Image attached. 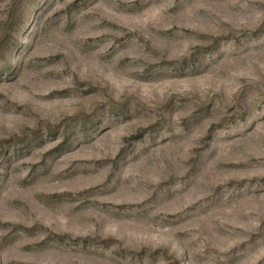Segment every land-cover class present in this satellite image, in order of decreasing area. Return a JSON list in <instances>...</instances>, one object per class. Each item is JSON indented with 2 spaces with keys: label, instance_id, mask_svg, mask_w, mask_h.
<instances>
[{
  "label": "rangeland",
  "instance_id": "374dc122",
  "mask_svg": "<svg viewBox=\"0 0 264 264\" xmlns=\"http://www.w3.org/2000/svg\"><path fill=\"white\" fill-rule=\"evenodd\" d=\"M0 264H264V0H0Z\"/></svg>",
  "mask_w": 264,
  "mask_h": 264
}]
</instances>
